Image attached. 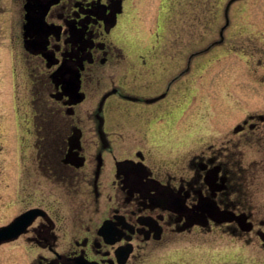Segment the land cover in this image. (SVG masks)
I'll list each match as a JSON object with an SVG mask.
<instances>
[{
    "label": "flooded vegetation",
    "instance_id": "flooded-vegetation-1",
    "mask_svg": "<svg viewBox=\"0 0 264 264\" xmlns=\"http://www.w3.org/2000/svg\"><path fill=\"white\" fill-rule=\"evenodd\" d=\"M240 1L171 0L172 44L187 45L186 65L162 86L164 70L130 67L125 44L138 38L129 37L141 0H0V12L11 13L0 37H9L25 76L22 148L34 147L39 164L29 169L44 179L21 188L34 202L25 210L38 212L0 249L28 264H140L191 236L254 244L264 257V114L217 134L193 131V61L226 42ZM152 56L137 55L142 64ZM170 102L173 110L161 109ZM128 103L142 107L130 115ZM16 112L0 149L16 150ZM226 257L217 264H245Z\"/></svg>",
    "mask_w": 264,
    "mask_h": 264
},
{
    "label": "rangeland",
    "instance_id": "rangeland-1",
    "mask_svg": "<svg viewBox=\"0 0 264 264\" xmlns=\"http://www.w3.org/2000/svg\"><path fill=\"white\" fill-rule=\"evenodd\" d=\"M1 3L3 6L5 0H1ZM171 5V0H141L139 11L142 17L132 19L129 37L130 40L133 38L132 35L138 38L136 41L132 40L130 44H125L129 47L127 48V51H130L129 58L133 59L131 68L164 70L160 76L162 86L166 81H170L172 70L186 65L184 55L187 54V45L179 42L172 44L175 13ZM3 10L1 8L0 25L4 30L10 28L11 13L7 9ZM232 11L234 17L231 20L235 24L225 30L226 42L223 45L212 46L208 59L203 61L195 59L192 64L194 133L217 134L224 132L223 129L232 126L247 114H264V0H241ZM154 15L158 16L157 26L156 23L153 24L155 19L151 18ZM157 37L161 40L158 44ZM211 37L212 32L209 41L212 40ZM200 46L204 45L193 44L194 49ZM173 51L180 54L176 60L169 57ZM181 53L184 54L183 57ZM138 54L153 55L152 61L142 64L137 57ZM19 59L20 56L12 47L9 37L2 34L0 143L9 144L10 136L4 132H9L6 129L13 120L14 106L18 115V136L16 150L11 151L8 146L0 149V224L8 222L33 205L34 202L26 200L24 194L20 193L22 187L27 189L31 184H40L44 181L35 169L33 171L29 169L31 165L39 164L34 147L26 152L22 148L24 147V141L21 139V134L24 133L22 123L24 112L28 111L25 107L29 106L23 98L26 95L23 87L25 76L16 69L20 65ZM165 70L168 72L165 73ZM182 78L181 80L185 79ZM174 84L178 85L181 82ZM141 107L128 103L130 115L137 114ZM164 108L173 110L174 104L162 103L161 109ZM244 149L249 150L247 147ZM14 185L19 191L17 198H14L12 193ZM262 254L254 244L245 245L243 242L228 241L223 237L214 242L196 243L191 236H179L174 242L163 243L162 246L150 251L140 264H203V255L209 257V264H217L224 256H227L226 259L235 256L245 264H263ZM0 264H28V260L21 253L0 249Z\"/></svg>",
    "mask_w": 264,
    "mask_h": 264
},
{
    "label": "water",
    "instance_id": "water-1",
    "mask_svg": "<svg viewBox=\"0 0 264 264\" xmlns=\"http://www.w3.org/2000/svg\"><path fill=\"white\" fill-rule=\"evenodd\" d=\"M38 209L33 208L17 216L8 225L0 227V241L10 239L16 236L32 220Z\"/></svg>",
    "mask_w": 264,
    "mask_h": 264
}]
</instances>
